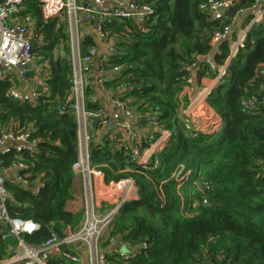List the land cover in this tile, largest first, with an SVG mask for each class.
<instances>
[{"label": "trees", "instance_id": "1", "mask_svg": "<svg viewBox=\"0 0 264 264\" xmlns=\"http://www.w3.org/2000/svg\"><path fill=\"white\" fill-rule=\"evenodd\" d=\"M206 1L145 0L155 12L148 23L107 26L121 38L119 51L103 66L119 71L111 73L102 87L128 99L132 110L143 117L141 122H148L146 114L157 108L158 123L171 133L157 154V167L153 158L147 165L132 162L114 146L109 133L100 142L89 143L91 165L103 172L106 183L129 179L137 189L138 198L122 204L107 227L108 237L121 238L134 248L146 244L128 264H264V104L253 113L240 109L241 100L264 93V19L247 31L243 47L206 99L221 127L212 134L190 131L185 118L178 116L180 94L190 84L192 70L198 79L214 78L204 59L214 50L213 62L225 64L236 36L233 31L229 40L211 45L212 34L229 20L214 21L201 11ZM236 2L248 9L252 0ZM23 5L35 34L43 40L33 52L49 62V91L35 106L22 104L4 96L10 83L0 81V130L29 131L37 141L32 154L0 153V170L4 174L12 164L23 162L29 169L19 172L27 183L42 184L37 193L22 183L6 185L9 216L39 225L32 235H23L29 246L39 248L51 232L62 240L65 230L81 220L80 214L66 210L79 153L78 116L68 21L62 16L43 20L39 0H24ZM250 17L248 13L239 18L240 27ZM93 47V38L84 36L81 56ZM92 88L91 84L84 88L88 116L100 107L89 99ZM180 169L191 172L182 183L174 178ZM4 232L0 230V261L9 257ZM106 246L107 241L101 248ZM62 250L68 251L66 246Z\"/></svg>", "mask_w": 264, "mask_h": 264}, {"label": "built area", "instance_id": "2", "mask_svg": "<svg viewBox=\"0 0 264 264\" xmlns=\"http://www.w3.org/2000/svg\"><path fill=\"white\" fill-rule=\"evenodd\" d=\"M23 1L0 0V77H9L11 72L16 71L21 81L26 83L30 66L36 64L37 79L35 87H39L41 89L40 92L36 88L23 90L10 86L4 94L7 99L35 106L40 102L41 95L47 94L49 91L46 85V79L49 76V62L47 59L37 57L33 52L34 47L41 45L43 40L35 34L33 20L29 14L24 12ZM235 3H237L236 0H207L200 5V10L207 13L212 20L221 23H223L224 19L229 20L227 25L222 29H217L212 34L210 43L213 47H217L220 43L229 39L233 27L239 18L248 13L251 16L249 22L241 27L238 38L230 47V54L225 64L217 65L208 57L204 59L206 66L215 74L214 79L217 82L225 76L230 59L243 47L247 31L253 24L259 23L264 19V0H252L250 8L243 9L238 7L235 17H225L224 12ZM39 9L41 17L45 21L56 19L65 13L69 17L73 61L74 109L78 116L79 136V153L73 169L82 174L84 179L86 203L84 225L79 233L68 235L62 240L51 232L50 238L41 247L29 246L24 241L23 235H32L39 230V225L31 220L9 216L6 206L8 201L6 185L12 182L22 183L26 187L31 186L33 191L37 193L42 184H28L25 176L21 175L19 171H26L29 166L26 163L17 162L10 167V169L17 171L15 178L12 180L6 179L0 170V223L7 225L2 238L5 240L7 236L14 237L15 244L11 247L10 257L17 259L16 261L20 264H80L81 258L78 254L59 250L61 245L77 241L84 242L87 246L88 264H128L136 254L147 247L146 244H142L140 248H134L121 238L108 237L106 248L108 246L116 247V250L112 251L113 256H110V258L107 254L108 252L105 253L99 246L100 235L111 222L107 221L108 216L117 212L122 204L127 202V198L117 197V195L125 191L127 187L132 188L136 194L137 189L129 179L106 183L103 172L91 165L89 154L91 137L88 132V115L84 109V88L86 86V78L92 72V61L97 57V50L93 47L88 51V54L81 56L78 29L80 25L95 23L97 35L106 44L107 54L111 56L119 51L117 44L121 37L118 33L109 31L107 26L114 22L125 21H132L137 25L143 26L154 17V9L145 0H39ZM104 62L105 60L99 62L96 79L100 86L103 85V82L111 73L116 75L119 71L118 67H114L112 70H105ZM261 74L264 75V70L261 71ZM124 88L125 86H121L120 91ZM211 90L207 88L200 90L184 107L181 106L179 114L186 120V129L212 134L221 127L220 118L216 117L214 112L208 108L206 102ZM68 102L69 100L63 108L66 107ZM113 104L123 113L125 123L122 128L126 134L125 140L112 139L114 146L122 148L132 162L139 165H147L153 158V165L157 167L159 165L157 154L163 150L171 137L170 131L157 121L158 109L154 107L151 114H146L149 123L155 127L156 133L154 135H145L142 142H139L132 123H141L143 117L139 114L136 115L127 100L114 96ZM262 104H264V93L252 95L247 99L241 100L240 109L246 114L253 113ZM92 116L101 118V122L98 125L101 126L100 131H103V127L107 123V120L103 117V109L99 107ZM8 142L12 145L0 151L1 154H6L10 151L32 154L37 143L36 140L31 138L29 131L0 130V146H4ZM261 169L264 173V163ZM190 173L183 172L180 169L174 174V178L178 183H182L189 178ZM115 191L118 192L114 194L113 192ZM95 197L100 202L113 201L114 206L106 216H97ZM203 202L206 203V200H203Z\"/></svg>", "mask_w": 264, "mask_h": 264}, {"label": "crops", "instance_id": "3", "mask_svg": "<svg viewBox=\"0 0 264 264\" xmlns=\"http://www.w3.org/2000/svg\"><path fill=\"white\" fill-rule=\"evenodd\" d=\"M240 20L238 19L236 25L233 27L232 32L236 31V36H235L234 41L231 42L230 47H232L233 43L236 41V39L238 38L240 34V29H241ZM96 28H97L96 24L93 23L90 25H80L78 30L80 34V42L82 38L86 35L93 38L95 42V46H96L95 48L97 50V57H95L92 61V72L86 78L85 87H87L90 84L93 87L92 88L93 94L89 97V99L93 102L96 101L98 105L103 109V117L107 120V123H106V126L103 127V131L102 130L100 131L101 126L99 125H98L97 130L93 131L91 129L90 123H88L89 125L88 132L90 134L91 140L96 143L100 142L102 140V137L107 133L110 134L111 140L112 139L125 140L126 134L122 128L123 124L125 123V118L123 116L122 111L113 104L115 94L111 91L105 90L96 81L97 76H98L99 64H100L99 62L101 60H106V58L109 56L107 54L106 44L103 41H101L100 38L98 37ZM70 46H71V40H70ZM208 58H210L213 61L214 50L208 56ZM35 68H36V64H32L30 66V69H29L30 76L28 77V80L26 83L21 81L16 71L11 72V75L9 77H4V78L0 77V81L7 80L10 83V86H14V87H17L23 90L35 89L37 88L35 87L36 79H37V72ZM218 82L215 81L214 78H211L208 76H204L198 79L196 70H192L191 78L189 80L190 84L184 87L182 93L180 94V98L182 100L181 106L184 107L186 103L191 101V99L194 98L200 90L204 88H207V89L215 88ZM126 100L129 102L128 99ZM208 108L212 110L209 107V105H208ZM214 114L216 115V117H218V115L215 112ZM136 115H138V113H136ZM178 116L180 118H183L182 116H180V114ZM132 125H133L134 131L137 135V139L139 142H142V139L145 135H154L156 133L155 127L151 125L149 121L141 122L138 124L132 123ZM11 145L12 144L8 142L4 146H0V151H2L5 147H10ZM16 173L17 171L9 168L7 171H5L3 175L6 179L12 180L15 178ZM71 193H72V199L67 203L66 210L72 214H80L81 220L79 221L78 225L74 229L67 228L65 230V237L68 235H74V234L79 233L84 225L85 207H86L85 195H84V179H83V175L76 171H75V177L73 179ZM117 197H125L127 198V201L136 200L138 198L137 194L133 191L132 188L130 189V187H127L125 191L120 192L117 195ZM95 203H96L95 205H96L97 216L102 215L103 217L106 216L112 210L114 206V203L112 200L107 201V202H100L96 197H95ZM0 228H1L0 230L5 231L7 228V225L0 223ZM81 243H82L81 241H77V242L70 243L67 245H61L59 247V250L63 252L62 246H66L68 251L74 252L80 256L81 258L80 264H88L87 263V253L81 250ZM8 245H9L8 246L9 257L4 260H1L0 264H20L18 261H16L17 259L10 257V250L12 246L10 244ZM103 250L105 251V253L108 252L107 254L109 256H113L112 251L116 250V247L108 246L107 248Z\"/></svg>", "mask_w": 264, "mask_h": 264}, {"label": "water", "instance_id": "4", "mask_svg": "<svg viewBox=\"0 0 264 264\" xmlns=\"http://www.w3.org/2000/svg\"><path fill=\"white\" fill-rule=\"evenodd\" d=\"M238 7H239L238 3H235L232 7H230L227 11L224 12V16H225V17H228V18H233V17H235V16H236V13H237V11H238ZM36 90H37L38 92L41 91V89H40L39 87H37ZM87 119H88V122H89L90 125H91V129H92L93 131H96L97 128H98V124L101 122V118H100L99 116H96V117L88 116ZM116 213H117V212H114V213H112L110 216H108L107 221H111V219L114 217V215H115ZM5 241H6L8 244H10L11 246H14V244H15V239H14V237H12V236H7V237L5 238Z\"/></svg>", "mask_w": 264, "mask_h": 264}, {"label": "rangeland", "instance_id": "5", "mask_svg": "<svg viewBox=\"0 0 264 264\" xmlns=\"http://www.w3.org/2000/svg\"><path fill=\"white\" fill-rule=\"evenodd\" d=\"M61 18H62L61 20L66 19L68 21V24H69V17H68L67 13H65ZM117 192L118 191H115L113 193L116 194ZM106 199H108V198H106ZM116 201H117V199H116ZM107 238H108V228H105L103 230V232L101 233L100 238H99V246L100 247H102V244L106 242ZM81 250H83L85 253H87V246L83 242L81 243Z\"/></svg>", "mask_w": 264, "mask_h": 264}]
</instances>
